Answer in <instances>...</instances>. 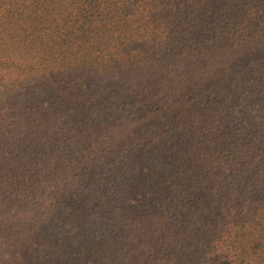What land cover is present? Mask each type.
<instances>
[{"label": "trees", "instance_id": "trees-1", "mask_svg": "<svg viewBox=\"0 0 264 264\" xmlns=\"http://www.w3.org/2000/svg\"><path fill=\"white\" fill-rule=\"evenodd\" d=\"M0 264H264V0H0Z\"/></svg>", "mask_w": 264, "mask_h": 264}]
</instances>
